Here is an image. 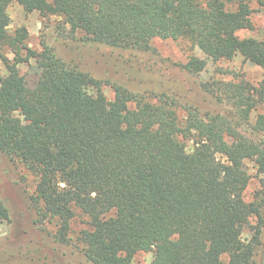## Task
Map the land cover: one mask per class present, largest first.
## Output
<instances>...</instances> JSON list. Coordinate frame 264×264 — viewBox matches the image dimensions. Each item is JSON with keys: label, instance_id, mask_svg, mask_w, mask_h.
Instances as JSON below:
<instances>
[{"label": "trees", "instance_id": "1", "mask_svg": "<svg viewBox=\"0 0 264 264\" xmlns=\"http://www.w3.org/2000/svg\"><path fill=\"white\" fill-rule=\"evenodd\" d=\"M11 1L61 16L64 31L86 40L148 50L154 38H188L215 61L241 54L264 69V38L238 34L253 28L252 2L264 11V0H235V8L225 0H0V44L14 54L2 56L9 73L0 76V151L35 175L39 219L57 218L65 241L76 210L85 214L78 237L94 264H137L141 251L153 254L147 264H264V188L244 198L245 161L264 175V112L251 117L264 104V82H224L232 112L188 108L184 127L168 97L152 101L109 82L108 99L103 80L48 44L33 50L25 26L9 32ZM32 59L38 74L30 84L20 65ZM206 64L193 55L184 67L199 73ZM181 134L194 140L193 151ZM7 219L0 201V221Z\"/></svg>", "mask_w": 264, "mask_h": 264}, {"label": "rangeland", "instance_id": "2", "mask_svg": "<svg viewBox=\"0 0 264 264\" xmlns=\"http://www.w3.org/2000/svg\"><path fill=\"white\" fill-rule=\"evenodd\" d=\"M230 8H235V0H225ZM251 16L253 28L239 31L241 37L264 38V11L258 3L252 2ZM7 10L11 16L9 32L25 26L29 35L27 44L41 51L43 44L54 49L57 56L103 80V91L108 99L115 96L109 82H117L132 92L156 101L168 97L174 102L179 122L185 127L188 108L204 116L206 114L232 112L231 102L221 93L219 87L224 82H238L245 79L258 85L264 82V69L241 54L233 59L213 60L188 38H154L148 50L114 47L106 43L86 40L83 33L75 36L64 31L63 18L58 15L43 16L39 11L27 12L17 1H11ZM196 55L207 61L199 73L188 71L184 66L190 57ZM13 61L14 54L8 46L0 44V76L9 70L2 58ZM30 84L37 78L35 59L20 65ZM92 92L94 88H90ZM222 95V97L220 96ZM264 112V104L252 111V120ZM246 128L251 131L250 127ZM248 136H253L247 133ZM189 152L194 150L193 139L180 135ZM219 158L225 159L221 154ZM250 181L244 191L246 201H253L261 195L264 186L263 174L253 159L245 161ZM36 177L19 160L0 151V201L10 209V219L0 221V264H94L85 255L79 232L88 227V217L80 210L71 221V229L66 240H60L57 232V218L40 220L37 207L32 200L35 193ZM264 211V207H263ZM256 217L250 218L244 226L243 238H251ZM262 240L264 242V226ZM263 247L259 252H262ZM152 252H138L134 260L137 264H147ZM259 262L260 254L256 257Z\"/></svg>", "mask_w": 264, "mask_h": 264}]
</instances>
